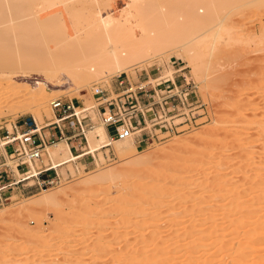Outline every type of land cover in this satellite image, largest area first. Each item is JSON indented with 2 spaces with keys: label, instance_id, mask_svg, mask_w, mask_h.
<instances>
[{
  "label": "rangeland",
  "instance_id": "1",
  "mask_svg": "<svg viewBox=\"0 0 264 264\" xmlns=\"http://www.w3.org/2000/svg\"><path fill=\"white\" fill-rule=\"evenodd\" d=\"M225 2L228 1L179 0L176 6L168 0L37 2L39 6H35L31 16L25 17L23 24L30 26L26 33L38 41H47L40 48L41 53L65 49L69 51L66 58L77 61L101 46L108 47L99 36L100 39L91 40L87 37L96 12H101L127 32H120L118 40L114 39L117 46L127 41L135 47L147 42L146 46L140 44L136 48L147 49L149 45V49L153 48L146 57L143 55L142 62L136 61L137 64L133 63L135 65L124 72L135 79L134 73L139 69L174 60L175 67H183V72L196 83V98L203 103L204 117L191 129L145 145L135 147L131 140L115 141L113 146L91 154L93 160L81 161L86 163L85 169L81 170L78 164V172H74L71 162L57 167L62 174L69 170L71 176L60 185L44 190L52 196V204L31 208V204L44 195V191H39L0 205V264H119L121 259L117 261L119 257H116L119 250L141 243L142 237L149 233L145 239L151 247H157L154 254L170 253L162 264L200 263L197 260L200 256L186 260L187 251L183 249L176 254L172 248H163L168 238L179 239L185 234L188 227L185 220L190 216L198 221L193 224L195 230H204L205 223L199 220L207 213L211 215L209 222L216 233L215 238L204 242L207 245L201 255L203 264L215 259L224 260L221 264L259 262L261 253L258 251L237 263H230L223 255L213 260L209 256H214L229 235L240 234V238L232 242L236 247L238 242H248L256 238V234H264V229L262 233L260 230L248 234L250 228L246 226L257 223L256 212L264 207V42L256 38L264 30V0H229L228 4H223ZM6 7L3 16L11 13V8ZM160 7L163 9L158 13ZM208 10L215 14V19L206 18ZM217 16L224 19L225 27L218 33L215 30ZM12 26L17 34L23 31L12 22L0 26V35L6 30L13 31H8ZM128 30L134 31L135 36ZM75 36L78 39L75 45L65 41ZM134 39H139L136 45L135 41L131 43ZM187 40H192L189 53L179 48ZM153 41L157 44H152ZM29 54L25 52L22 56L29 58ZM117 74L93 83L107 86ZM86 80L81 84L64 85L59 92L43 94L44 98L39 96L41 101L27 111L9 107L5 100L7 93L2 94L0 125L22 116H31L38 126L54 120L49 103L57 97L83 101L84 106L91 104L89 86L92 81ZM32 93L27 90V95ZM90 116L99 127L96 116L91 112ZM88 137L89 134L87 143ZM98 144L94 140L89 147ZM63 145L48 149L49 155L44 159L48 157L58 165L62 161L58 153L66 149ZM257 182L259 186H255ZM130 187H136L145 196L128 191ZM174 192L179 194L176 196ZM124 200L127 219L117 212V204ZM234 201L250 209L247 218L221 219L219 212H226ZM27 205L33 210L21 209ZM142 211L151 212V219L137 217ZM233 221L245 226L236 227ZM155 227L157 229L151 231ZM260 248L264 249V243ZM112 257L116 258L114 262ZM262 258L259 264H264V252Z\"/></svg>",
  "mask_w": 264,
  "mask_h": 264
},
{
  "label": "bare ground",
  "instance_id": "2",
  "mask_svg": "<svg viewBox=\"0 0 264 264\" xmlns=\"http://www.w3.org/2000/svg\"><path fill=\"white\" fill-rule=\"evenodd\" d=\"M38 1L39 0H0V26L5 25V24L8 25V23L16 22V25H17L16 27H20L23 30L22 32L17 34V31L13 30L14 27L12 26L11 28L10 27L8 28V31L9 29L11 31L12 28H13L12 29L13 31L9 33L6 30L3 34L4 36L0 35V36H3V37H0V96L2 97V94L4 95L7 93L6 94L7 96H5L6 98L5 100H7V105H9V107L17 106L21 108L23 111L25 110L27 111L33 105H36L41 101L40 97H43V98L45 97L43 94L46 95L51 92H57V91L59 92L60 90L63 89L64 85H69V84L71 85L73 84V82L74 84H81L83 83L85 79H88L86 81L91 80L92 81L91 83H93V82L98 81V79H104L107 76H110L111 74L113 75V74H117L120 72H124L131 67L130 65H135L133 63L137 64L136 61L140 63L139 60H141L142 62V59H144L147 56V54L150 53L149 50L153 49V48L149 49L150 45L149 47L147 46V49H146V47H144L146 45L144 44H147V42L145 43L143 42L141 44L140 41H139L140 44L144 46H140L142 48H136L137 45H140L136 43L138 42L139 39H136V41L135 39L131 41V43L135 41V44L134 43L133 44L134 45L137 44L136 47L132 45H128L130 44L128 43V41L126 44H123L121 47L117 46L116 45L117 42H115L116 44L113 42L114 39L117 36H120L121 33H125L126 30H122L123 28L118 25V22H117V25H115L114 22H111L113 21L112 19H110L109 17H106V15L101 14V12H96L94 16L95 17L94 22L88 28L87 37L90 38V40L93 37L98 38V39L102 38L101 40H103L105 43L107 42V44L105 45L106 46L108 45V47L105 48V46H101L99 50H97L96 52L88 54L87 56L83 57V59H80L77 61L68 60V58L66 57L69 51L65 49L59 50L60 52H52V53H45L44 52L45 50H44L41 53L40 48H42V46L45 45L47 41L45 42L38 41L36 37L34 38V36L32 37L30 34L26 33L25 31H28L30 29V26L25 27V25L23 24L25 22L24 20L25 17L31 16L32 13H34L35 6L36 5L39 6V4L37 3ZM53 1H57V0H47L48 3H51ZM168 1L170 4L175 5V6L178 5L177 3L179 2V0H168ZM225 1L229 2V0H225ZM228 2L227 3L225 2L223 4H228ZM142 5L143 3H141V5L139 4L140 7ZM6 6L9 7V9L11 8L13 12L11 9L9 10ZM4 7H6L7 10L11 11V13L8 14L7 12L5 13L6 15L3 16V12H6L5 10L6 8L4 9L5 11H3ZM142 8L143 7H141L140 9ZM162 9L160 7V11H159V8H158L157 9L158 13H161ZM209 10H210V7H209ZM209 10H208L209 14L206 15V18L208 19L211 16V18L208 19V20H211L213 15H212V12L210 13V11H213L214 13V10L212 9L210 11ZM214 17H215V14L213 16V19H215ZM205 21L208 22L207 20ZM206 22L204 24H206ZM223 25H224V19L221 17L219 18L217 16L216 24H215V30L217 33L221 32L220 31L221 29L223 31L225 30V27ZM118 27L121 28L120 29L121 31L118 29ZM128 31L130 33L132 30H128ZM117 32L119 33V35H117L118 34ZM131 33H130L131 35L135 36L134 31H132ZM259 33H260L259 36L257 34L258 37L256 38H258L257 39L258 41L263 43L264 42V30H261ZM201 37L199 38L201 39ZM117 38L116 40H118ZM153 39L154 37H152V40ZM150 40L151 38L149 39V41ZM192 40H189V41L187 40L186 42L181 43L179 45V48L184 50L186 53H189V50L191 49L190 47L192 45L191 44ZM65 41H67L69 44H72V45H75L76 43H78V39L76 38V36L67 38L65 39ZM152 44H157V43L153 41ZM129 46H132V47H129ZM151 47H154V46H151ZM133 48H136V49H133ZM25 52L30 53L29 58L22 56V54ZM56 53H59V54H56ZM143 55L145 56L144 58H143ZM32 59L33 60L36 59V60L32 61ZM28 89L32 90L33 92L32 94H30V96L27 95ZM89 105H86L85 108H87ZM98 123H99L98 125H100L99 127H96L97 124L94 125L92 129L88 130V132L85 135L86 143H87V136L89 134V137H88L89 144L87 143V147H88L87 153L94 154V152L99 149L107 148V147L109 148L110 146H113L112 144L115 141L117 142L124 141V140L126 142H128L129 140L133 141L132 138L130 137H126V138L119 139V140L118 139L110 140L104 130V127L100 124L99 121ZM36 126L39 127L37 124ZM94 140L100 144H98L96 147H89V145H91V143L94 142ZM63 143L65 142L59 140V141L54 142L53 144L45 145L44 149H45L46 155L47 156L49 155L48 149H51V148L55 149L59 147L60 145H63ZM86 143L84 145H86ZM64 145H66L65 146L66 149L59 151L58 153L59 158L63 157V154L65 151L69 150L67 146L68 144L65 143ZM112 149L114 151H120V149L118 148H112ZM236 162L237 164L239 163V161H236ZM255 186H259V183L258 182L255 183ZM134 188L132 189V187H130V188H127V190L130 192H134L135 195L137 194V196L139 197L145 196L142 191H140L139 189L137 190L136 187ZM44 190L45 189H42L40 191H44ZM43 193L44 195H41L39 199H37L35 202H33V204H31L30 206L31 208L35 209L37 205L42 204L44 206V205H49L53 203L52 196L47 195L46 191H44ZM174 194L176 195L179 193L174 192ZM126 204H127L126 201L125 202L120 201V203L117 204V212H120L124 216L123 217L124 219H127L128 217V215L126 214L127 213ZM153 207L154 205L152 206V208ZM31 208H28V205H27V207L21 208V209L33 210ZM25 210H22V211H25ZM218 211H220V209H218ZM249 211L250 209L248 207L242 206L240 202L234 201L229 206H227L226 212L223 213L220 211L219 212L220 214L218 216H220L221 219H233V220L238 219L239 221H241L243 220V218H247L246 216ZM149 214H151V212L147 213L146 211L145 212L142 211L140 214H137V217H147L146 219H148V216L149 217L152 216V214L151 215ZM256 214H257V223L246 225V226H249L250 228V230L247 231L249 232L248 234L257 233L260 230H261L260 233L263 232L262 229H264V207L257 210ZM149 219H151V217ZM194 219L195 217H191V216L189 219H186L185 222H187L188 227L185 229V234H183V236L180 237L179 239H177L176 237L168 238V240L165 243L167 245L163 249L172 248L171 250L177 251V252L174 251L176 254L181 252L179 251L180 249H183L184 251H187L186 258H185L186 260L191 259L193 257L200 256V258L197 259V260H200V263H195L196 261H192V262L194 264H203L204 260L201 259V255L207 245V244L205 245L204 242L210 240L211 238H215L214 234L216 232L213 231L215 227L212 229L211 223L209 222L211 220V215L209 213L205 214L204 217L200 218L199 220L200 223H205L206 228L204 230H201V231L195 230V228L193 227V224L196 222V220L194 221ZM233 223H234V226L239 227V228H242L243 226H245L243 223L238 222V221L236 222L233 221ZM156 229H157L156 227L152 228L151 231H154ZM211 229H212V233L211 231H209ZM25 233H30V232L26 231ZM149 234H145V237L149 236ZM256 235H258L256 236V238L250 239L248 242H244V241L238 242L236 247L234 246V243L232 242L234 241V239L238 240L240 238V234L227 236V238L229 239L224 240L226 241L225 244H223L220 248H218L213 253L214 256L209 255L210 259L213 260L223 255L224 256L223 258L229 260L230 263H233V262L237 263L238 261L242 260L243 257L244 259L246 257L248 258V256L258 251L261 253V255H259L258 257L259 262L255 264H259L260 262L263 261L262 253L264 252V249L260 247H261V244L264 243V234H256ZM26 236H28V234ZM29 236L32 237V235L30 234ZM33 237L36 238L34 233H33ZM145 237H142L141 243H137L134 246L130 245L131 247H124L119 250L120 253L117 254L118 256L116 255L117 258L119 257L117 261L121 259L120 260L121 263L119 262V264H133V263L134 264H162L164 261L167 260L168 255L170 253L166 255L157 254V253L154 254L153 252L154 250L157 249V247H151V245L149 244L148 240L145 239ZM220 237L222 238L223 236H220ZM189 238H193L191 242L187 240ZM113 259H116V258L112 257V260ZM221 261H224V260L215 259L212 262H210V264H221L222 263Z\"/></svg>",
  "mask_w": 264,
  "mask_h": 264
},
{
  "label": "built area",
  "instance_id": "3",
  "mask_svg": "<svg viewBox=\"0 0 264 264\" xmlns=\"http://www.w3.org/2000/svg\"><path fill=\"white\" fill-rule=\"evenodd\" d=\"M175 65L168 60L152 64V76L139 69L143 74L134 71L135 79L120 72L107 86L92 83L87 108L83 101L54 98L49 106L55 119L39 127L31 116L0 125V205L53 188L71 176L67 169L62 174L50 158L44 159L45 145L64 141L75 156L71 161L74 172L79 165L85 169L81 161L93 160V155L84 152L85 145L81 146L94 126L90 112L110 140L130 137L139 146L197 126V120L204 117L203 103L196 98L197 85L183 67Z\"/></svg>",
  "mask_w": 264,
  "mask_h": 264
},
{
  "label": "crops",
  "instance_id": "4",
  "mask_svg": "<svg viewBox=\"0 0 264 264\" xmlns=\"http://www.w3.org/2000/svg\"><path fill=\"white\" fill-rule=\"evenodd\" d=\"M142 70L145 73H147L149 76H152L155 73L154 69L151 66H149L147 68H143ZM143 71H140L138 74H143ZM47 130H49V128H47ZM51 132H52V130H51ZM53 133L55 134V131ZM134 146L136 147V145H134ZM83 150H84L85 153H87L88 149L86 150V147H85ZM74 158H75V156H73V154L71 153V150L65 151L64 154H63V157L61 158L62 161L57 166H59V167L61 165L67 166L66 164L70 163Z\"/></svg>",
  "mask_w": 264,
  "mask_h": 264
}]
</instances>
